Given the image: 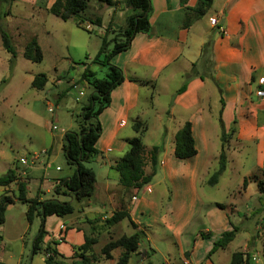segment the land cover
Wrapping results in <instances>:
<instances>
[{"label": "crops", "instance_id": "1", "mask_svg": "<svg viewBox=\"0 0 264 264\" xmlns=\"http://www.w3.org/2000/svg\"><path fill=\"white\" fill-rule=\"evenodd\" d=\"M20 1L49 13L48 9L55 0ZM113 1H117V5L103 6L104 10L100 15L101 22L97 27L102 29L100 34L103 37L109 26L111 32L123 28L126 18L134 14V11L126 6V0ZM196 2V0H184L183 3L182 0H150L152 8L149 17L150 33L136 34L129 49L115 55L110 61L121 70L124 81L111 92L109 106L98 117L102 131L95 148L99 154L92 161L98 162L100 168L113 169L116 161L127 151V139L123 142V139L120 140L118 137L121 129L127 126L133 129L136 123H142L146 128L149 124H159L162 133L158 145H163V152L158 157L156 173L148 186L136 192L133 189H124L118 183L112 187L110 183H106L102 189L101 199L98 198L100 194H97L96 172L92 169L96 182L94 193L89 199L76 202L68 196L54 195L53 189L57 181L74 174L72 167L67 171L56 167L51 171L56 175L50 174V165L57 155L64 156V134L55 148L49 146L38 153L41 154L39 159L32 161L31 157L37 153L31 152L16 161L19 164L9 168H15L18 180L26 184L27 199L36 198L39 201L56 199L61 202L71 201L72 205L76 203V207L73 206L74 213L69 215L71 216L69 221L66 220L68 216L64 218L51 216L45 221L46 238L52 236L62 239L55 248L65 258L72 255L75 247L83 244L84 229H89L99 215H104L101 219H105L115 211L125 210L136 225L134 231L142 232L144 235V248L139 249V252L146 255V251H149L145 261H141L134 254L131 255L129 262L152 264L150 258L162 248L166 264H229L233 253L225 255V251L235 239L225 249H217L211 255L209 252L223 232L235 227L237 236L239 228L232 223L230 216L240 215L239 204L232 203L234 199L232 196L229 204L232 210L215 208L214 204L221 203L204 199L200 190V187L215 189L221 178L213 187L207 185L212 174L208 179L201 180L203 176L209 175L206 168L207 139L203 126L204 113H212L204 111L202 104L204 107L209 104L204 96L206 85L210 81L196 75L188 81L183 93L176 95V91L184 83L185 75L190 72L192 65H195V70L198 68L201 49L211 32L215 30L212 49L215 72L212 79L216 86L214 84L209 86L218 95L217 121L221 112L225 132L231 135L225 146L226 169L229 162L239 160L240 168L237 172L243 182L239 188L244 187V180L247 181L245 189L242 190L245 193L249 178L255 174H264V100L255 96L258 81L264 78V2L213 0L210 10L204 17L185 26L186 9L193 8ZM210 18L219 20L222 26L221 34L209 24ZM84 23L88 32L95 27L89 21ZM252 76L254 82L251 83ZM177 79L182 81L180 85L170 89V84L178 82ZM219 90L224 102L223 107H220L219 103ZM168 96L170 102L158 109L157 99ZM250 106L255 114L248 117L247 109ZM257 112H261L262 115L259 119ZM148 113L153 119L148 117ZM175 114L186 117L176 120ZM186 122L191 124L197 153L192 158L178 160L173 154L174 137ZM171 124L173 128L168 129L167 126ZM218 129L216 140L221 148L219 124ZM151 147L145 146L147 150ZM250 153L254 161L251 166L246 167L245 161ZM219 154L220 151L215 157L217 167ZM41 158H45L46 162L41 163ZM144 170L146 174L150 173V168L146 167ZM162 183L165 185L158 202L152 196L154 188L151 185L156 187ZM10 190L16 195L17 185H11ZM253 202L248 200L247 209L248 203L253 205ZM106 205L110 206V211L100 210L102 208L106 210ZM233 211L235 213H232ZM75 213L77 215L73 216ZM49 220L56 222V228L52 231L48 228ZM49 233L52 234L49 236ZM207 234L211 237H202ZM69 236L72 243L67 242ZM252 239L254 242L256 237ZM249 244L250 239L240 252H248L251 264L252 259L257 262L254 258L256 251L252 247V251L249 252Z\"/></svg>", "mask_w": 264, "mask_h": 264}, {"label": "rangeland", "instance_id": "2", "mask_svg": "<svg viewBox=\"0 0 264 264\" xmlns=\"http://www.w3.org/2000/svg\"><path fill=\"white\" fill-rule=\"evenodd\" d=\"M103 6L105 7V5L99 4L97 0H89L86 13L81 15L79 19L89 18L93 22L97 18L101 19ZM2 12H7L6 6H2ZM9 12L10 14L2 19V25L11 39L16 58L13 67L10 68V54L3 49L0 40V176L4 175L11 166L19 164L16 161L24 155L31 152L38 154L49 146L55 148L61 142V136L67 131L79 133L85 127V124L81 121L80 113L87 106L88 98L92 92V88L82 79L84 69L89 68L98 79L103 78L107 72L106 67L92 63L101 45L103 36L100 32L102 29L93 26L90 33H88L76 27L77 19L64 22L54 18L49 13L43 12L38 7L26 5L20 0L13 2ZM82 27L86 29V23L82 24ZM121 28L115 29L113 32L110 31V26L107 28L105 34L108 40L107 51L112 49V42L115 39L120 41L117 39L119 35L116 33ZM215 33V30L212 31L208 39L212 44V49ZM33 39L36 40L42 52L40 63H32L23 58L25 46ZM208 57L209 60L205 64L200 63L196 69L197 75L210 81L206 85L204 96L209 104L206 107H204V104L202 105L204 111H211L212 113H204L205 123L203 128L207 139L206 156L208 159L206 168L209 175L207 177L203 176L201 180L208 179L215 171L217 167L215 157L216 153L220 151V143L216 140V132L219 133L216 115L218 95L209 86L211 84L216 86L212 79L215 72L212 52ZM40 74L46 76V85L42 90L31 88L32 80ZM256 74L259 75V73ZM177 81L170 84V89L176 88L182 82L180 79H177ZM252 82H254L253 76L251 77ZM218 94L222 98L220 91ZM168 102H170V96L158 98L157 108L161 109ZM251 108L250 106L247 109L248 117L255 114L254 111H251ZM257 114L259 119L262 116L261 112H257ZM148 117L153 119L149 113ZM184 117L186 116L175 114L176 120ZM167 127L169 129L172 124ZM161 133L162 128L159 124H149L146 131L141 135L135 132L131 126H127L120 130L118 137L120 140L123 139V142L125 139L138 137L142 144L150 147L160 143ZM230 136L226 133L225 146ZM248 156L249 158L245 161L246 167L251 166L252 161H254L251 153ZM40 161L41 163L46 162L45 158H41ZM235 161L234 163L229 162L227 169L221 175L219 185L215 189L200 187V190L204 199L224 204L225 206H222L227 211L233 209L229 205L232 196L234 198L232 203L239 204L240 217L233 214V216H230L232 223L239 228V232L225 251V255L243 250L250 239L249 252L252 251V247L255 249L254 258L257 261L255 262V259H252L251 264H264V174H255V176L249 178L247 189L243 193L242 190L245 189L246 185L239 188L243 182L237 172L240 168L239 160ZM84 165L96 172L97 194H100L98 198L102 199L104 184L110 183L112 187L118 183L117 172L115 169L100 168V164L95 161H90ZM50 167L49 170L52 175H56L51 172L56 167H59L62 171H67L70 168L61 154L57 155ZM146 167L149 168L148 165ZM164 185L165 183L156 187L153 184L151 185L154 188L152 196L156 201L162 195ZM10 188L11 186L0 188V198L4 195L11 198L13 191ZM249 199L254 202L253 205L248 203L249 208L247 209L246 204ZM73 206L76 207V203H73ZM26 207L25 204L16 202L6 210L5 222L0 226V264H44L46 256L43 252L35 255L31 253L32 242L39 229L40 219L35 217L31 223H28L25 218ZM109 208L110 206L106 205V210L103 208L100 210L110 211ZM76 215L77 213L73 216ZM102 217L104 215H99L92 222L89 229H84V239L95 241L84 256L90 264H117L123 249L117 248L111 251L110 260L104 258L102 249L109 242L123 236L129 237L135 231L127 220H123L114 226H108L104 222L106 218L101 219ZM70 218L71 216H68L66 220L69 221ZM48 228L51 231L55 229L56 222L49 220ZM51 234L49 233V236ZM253 237H256L254 242ZM61 240L58 237L50 236V238H46L45 236L41 247L51 246L54 248L55 246L52 243ZM67 242L72 243L71 236H69ZM143 242L144 239H141L138 249L134 253L141 261H145L146 255L149 254L148 250L146 255L139 252V249L144 248ZM78 247L73 249L70 257L57 258V263L80 264L83 255H80L81 252ZM164 253L161 248L159 253L150 258V262L152 264H166ZM129 261L127 264L134 263V261Z\"/></svg>", "mask_w": 264, "mask_h": 264}, {"label": "trees", "instance_id": "3", "mask_svg": "<svg viewBox=\"0 0 264 264\" xmlns=\"http://www.w3.org/2000/svg\"><path fill=\"white\" fill-rule=\"evenodd\" d=\"M196 5L193 8H187L185 16V26L191 25L193 22L204 17L212 6L213 0H196ZM14 0H0V40L3 49L10 54V68L13 67L14 59L16 58L15 50L12 46L11 39L6 33L2 25V19L10 14L9 8ZM89 0H55L48 12L60 19L67 21L72 18L76 20V27L87 31L82 27L84 21H89L95 26H100V19L97 18L93 22L89 18L79 19L88 9ZM99 4L107 7H114L117 1L113 0H97ZM184 0H182V3ZM2 6L7 7V12H2ZM126 6L134 11V14L127 17L124 27L116 34L119 35L114 40L113 47L108 50V40L104 36L101 40L100 48L97 55L92 60V63L106 67L107 72L101 79L96 78L95 74L85 68L82 74V79L92 88V92L88 98V104L80 113L81 121L85 127L79 133L67 131L63 135V153L66 163L70 167H74V174L67 179L57 181L53 189L54 195L68 196L70 199L81 202L89 199L94 193L95 175L92 169L85 167V163L92 161L99 154L95 145L101 135V126L98 120L99 115L110 104V94L124 81L122 72L119 68L111 64V59L129 49L130 43L136 34H148L151 31L149 17L151 14L150 0H126ZM88 32V31H87ZM90 33V32H88ZM107 33V32H105ZM115 33V32H114ZM212 52V44L207 41L202 49L200 63L205 64L209 60V54ZM23 58L32 62L40 63L42 61V52L36 40L28 43L23 51ZM213 58V57H212ZM195 65L188 74L185 75V81L182 86L176 91V95L183 93L186 90L188 81L196 76ZM47 83V78L44 74H40L31 82V88L42 90ZM220 91V90H219ZM221 92V91H220ZM220 106H224L223 100H219ZM218 124L220 127V154L218 157V167L215 172L209 177L207 185L210 187L218 183L219 178L226 169V154H225V136L223 122L221 120V112H219ZM135 132L139 135L146 131V126L142 123H136L133 126ZM233 133V131H231ZM127 151L116 161L113 169L118 173V185L124 189H133L139 192L144 187L148 186L154 177L158 167V157L163 152V145L152 146L148 150L141 143L138 137L126 140ZM196 148L191 131L190 122H186L183 127L175 134L174 137V157L178 160H185L196 155ZM149 166L150 173H145L146 166ZM246 181H244L245 185ZM17 185V194L12 197L2 196L0 198V226L5 222L6 210L16 201L27 206L25 218L28 223H31L35 217L40 219L39 229L33 239L31 253L35 255L43 252L46 256L44 264H58L56 259H65L60 255L56 248L51 246L41 247L43 239L47 232L45 230V221L48 217L55 216L64 218L74 213V207L71 201H58L56 199H48L39 201L38 199L26 198V184L20 182L17 177L15 168L8 169L6 173L0 176V188H7L11 185ZM215 208L224 209L222 204H214ZM123 220H127L130 226L135 230L136 225L131 220L129 214L125 210H118L112 213L109 218L104 220L108 226H114ZM237 233V228L232 227L230 231L223 232L218 241L213 244V248L209 252L211 255L217 249H225L234 239ZM142 232L135 231L131 236H123L115 241H111L104 246L102 254L106 260L111 259V251L121 248L123 252L118 258L117 264H127L131 255L134 254L139 246V242L143 239ZM203 238L211 237L210 234L202 235ZM94 240L84 239V243L78 247L81 252L80 264H90L84 254L89 251ZM52 245H58V242H53ZM229 264H249L248 254L243 252H235L232 254Z\"/></svg>", "mask_w": 264, "mask_h": 264}, {"label": "built area", "instance_id": "4", "mask_svg": "<svg viewBox=\"0 0 264 264\" xmlns=\"http://www.w3.org/2000/svg\"><path fill=\"white\" fill-rule=\"evenodd\" d=\"M209 24L216 28V30L218 31L219 34L222 33V26L219 24V20L217 18H210L209 19ZM87 28H89L87 26ZM255 96L258 98V99H261V100H264V78L263 79H260L258 81V89L255 91ZM41 154H37V155H33L31 157V160L34 161V160H37L38 157H40ZM150 192V190H148Z\"/></svg>", "mask_w": 264, "mask_h": 264}]
</instances>
